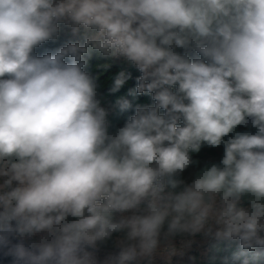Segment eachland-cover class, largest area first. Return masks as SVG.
<instances>
[{"label": "clouds", "instance_id": "clouds-1", "mask_svg": "<svg viewBox=\"0 0 264 264\" xmlns=\"http://www.w3.org/2000/svg\"><path fill=\"white\" fill-rule=\"evenodd\" d=\"M65 20L85 45L36 55ZM90 48L135 64L136 91L155 101L114 135L84 70ZM247 117L256 133L224 141ZM204 143H224L221 166L170 179ZM0 177V247L14 264H93L87 248L113 234L119 264L213 228L264 248V0H0ZM41 232L51 238L25 243Z\"/></svg>", "mask_w": 264, "mask_h": 264}, {"label": "rangeland", "instance_id": "rangeland-1", "mask_svg": "<svg viewBox=\"0 0 264 264\" xmlns=\"http://www.w3.org/2000/svg\"><path fill=\"white\" fill-rule=\"evenodd\" d=\"M58 26L62 28H67L60 30L59 36H62V39L68 38L69 41L79 39L76 43L85 45L86 42V36L88 33L86 30L80 26L78 30L73 31V25L70 21H61ZM188 54H193L192 51H188ZM199 55V53L196 51V54L194 56ZM111 60H117L120 63L122 61L127 60L126 58L122 56H108ZM127 62H130L127 60ZM132 63V62H130ZM133 64V63H132ZM135 65V64H133ZM136 66V65H135ZM137 67V66H136ZM142 74V73H141ZM100 78V77H99ZM99 78H95V83L99 80ZM109 79V78H107ZM109 81V80H108ZM97 84V83H96ZM98 89L100 87H97ZM135 95L138 96L140 93L137 91H134ZM97 91V99L101 101V97L98 96ZM100 106L103 107L106 112V120L107 125L109 123V117L113 115L114 110L117 108L116 105L109 104L107 102H100ZM249 123H251L249 128L243 129L242 133H249V134H255L257 129L253 127L252 121L249 120ZM114 123V120H112ZM111 123V122H110ZM109 126H107L108 128ZM117 129L109 130L108 133L110 135H114L116 133ZM230 136L225 139L226 141L232 137H234L236 134V130L232 133H229ZM240 134V133H239ZM193 161L192 165H190L187 169H185L182 172H179L172 176L170 179L175 180H182L185 183H191L192 180L195 178V175L200 172L201 168H196V166L201 165H207L206 167L210 168L213 165L221 166V164L213 161H209V158L204 153L203 156H200L196 153L189 154ZM205 157L207 159H205ZM208 160L207 162H205ZM218 163V164H217ZM6 177H0V185H3L4 180ZM15 186V182L13 183V187ZM10 189L7 187H0V192L9 191ZM171 185L166 183L165 191H171ZM252 197L250 194H243L239 201L237 206L240 208L250 209V200ZM147 208V202H142L137 209L132 210L139 214L140 212L144 211ZM132 212L127 213H121V212H113V219L114 221H118L121 219L122 216L130 215ZM69 220L74 219L73 217H68ZM217 231V228H213L212 233L210 234H204V233H198L192 236H176L171 239V241H162L159 248L150 256H137L131 261H127L126 264H187L186 259H189L190 264H206L208 261L214 260L215 256L218 255V260L221 262V264H231L232 261L231 256L238 255L240 256V253H246L248 256H252V258H247V262L250 259L256 258L259 262H261V259H264V248L257 247L252 250H245L240 247V241L238 238H227V237H217L215 235V232ZM261 236H264V231L260 233ZM117 236L118 234H113V236L105 241L98 242L97 245L93 247L87 248V251L91 253V258L93 261V264H119L118 261V254H119V247L117 244ZM43 238L50 239L48 233L41 232L36 233L32 235L31 237L25 238V243H31V242H39ZM15 239L13 240V243H15ZM222 243V246L218 249V244ZM225 246V247H224ZM242 251V252H240ZM245 257V256H243ZM261 258V259H260ZM251 261V260H250ZM244 264V263H243Z\"/></svg>", "mask_w": 264, "mask_h": 264}, {"label": "trees", "instance_id": "trees-1", "mask_svg": "<svg viewBox=\"0 0 264 264\" xmlns=\"http://www.w3.org/2000/svg\"><path fill=\"white\" fill-rule=\"evenodd\" d=\"M59 32L56 35L54 39H51L49 41L44 42L42 45L37 47L35 49V54L36 55H44L46 53H52L55 52L57 49L61 47H65L70 43H76L78 40H72L69 41L68 38L62 39V36H59L60 30L67 29V28H62L58 26ZM81 46H84L82 43L80 44ZM179 54L181 55H187L191 59H197L200 58L199 55L194 56L196 54L195 49H177L176 50ZM188 51H192L193 54H188ZM83 59L86 61V64L84 66V70L88 72L95 80V78H99V80L96 82L97 87H100L99 89L97 88L98 91V96H100L102 99L99 102H107L108 105H116L117 108L114 110L113 115L109 117V123L107 126V130H115L119 129L124 126V124L128 121V119L135 115V110L138 106H153L155 104V101L152 99V95L148 93H140V95L136 96L134 91H136L138 87V82H139V77L142 75L141 72L139 71L138 67L133 65L130 62H127V60L122 61L120 63L117 60H114L111 58L101 54L100 52L89 49L88 53H85L83 55ZM123 74L124 76V82L118 87H115V80L120 74ZM109 78V79H107ZM109 80V81H108ZM178 87V85L173 86V90ZM126 100L128 102V107L127 108H121L120 102ZM160 114H164V110L160 109ZM252 121V118L249 117ZM114 120V123L112 122ZM246 123L238 125L232 132L236 130V134L242 133L244 127L249 128L251 123L248 121V117L246 118ZM111 122V123H110ZM183 121L178 122V126H182ZM231 132V133H232ZM230 136V134L228 135ZM224 137L227 139V137ZM224 143H221V145L217 147H210L206 143L202 144L200 147V150L198 152L192 151L191 149L189 150V154L191 153H196L200 156H203L205 153L206 156L209 158V161H215L219 164H221V161L223 159L224 155ZM204 157V156H203ZM205 159H207L205 157ZM193 160V159H192ZM205 161V160H204ZM206 160L205 162H207ZM217 163V164H218ZM209 164L206 165H201V166H196V168H201L205 169L208 168L206 167ZM218 245V249L222 246V243L214 244ZM225 247V246H224ZM242 252V251H240ZM245 256V257H243ZM252 258V256L246 255V253H240L238 255L231 256L232 261L230 262L231 264H264V259H261V262L258 261V259L254 258L248 260L247 258ZM214 260L208 261L206 264H221V262L218 260V255L215 256ZM187 264L189 262V259H186Z\"/></svg>", "mask_w": 264, "mask_h": 264}, {"label": "water", "instance_id": "water-1", "mask_svg": "<svg viewBox=\"0 0 264 264\" xmlns=\"http://www.w3.org/2000/svg\"><path fill=\"white\" fill-rule=\"evenodd\" d=\"M0 264H14L13 257L7 254L5 247H0Z\"/></svg>", "mask_w": 264, "mask_h": 264}]
</instances>
